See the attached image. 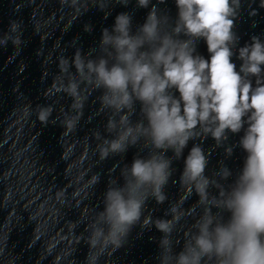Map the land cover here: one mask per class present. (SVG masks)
<instances>
[{
	"label": "clouds",
	"instance_id": "1",
	"mask_svg": "<svg viewBox=\"0 0 264 264\" xmlns=\"http://www.w3.org/2000/svg\"><path fill=\"white\" fill-rule=\"evenodd\" d=\"M116 2L127 7L130 0ZM164 2L136 0L137 8L149 11L135 32L131 13L116 15L111 29L101 30L96 47L76 50V75L63 89L78 111L67 121L69 128L82 115L80 85L101 93L98 111L107 116L108 134L95 133L101 159L123 156L130 147L147 150V156L138 154L120 170L122 185L115 178L108 183L103 209L89 225L87 243L95 250L89 264L123 247L138 224L162 233L159 264H264V41L253 35L250 43L238 46L234 29L241 0H175L174 21L158 7ZM21 29L22 22L10 20L0 36V47L9 42L15 47L14 57L24 43ZM85 31L92 26L85 25ZM201 39L208 59L197 53ZM234 55L241 61L238 71ZM61 63L65 72L63 65L72 66ZM52 111L51 106L38 107L39 122L47 125ZM242 129L238 146L247 155L232 183H225L233 172L223 164L206 175L209 160L201 144L194 143L184 159L180 183L198 197L199 212H182L173 204L165 212L170 219L144 215L150 198L157 204L167 200L164 189L174 173L173 159L182 157L189 141L211 136L220 147L229 132ZM232 153L233 146L225 147L227 156ZM99 180L96 176L93 182ZM186 217L194 222L176 252L179 240L173 234Z\"/></svg>",
	"mask_w": 264,
	"mask_h": 264
}]
</instances>
